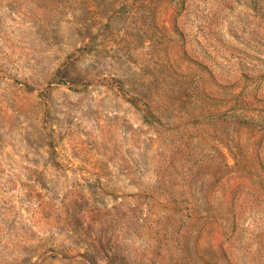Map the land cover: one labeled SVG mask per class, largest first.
I'll use <instances>...</instances> for the list:
<instances>
[{
	"label": "rangeland",
	"instance_id": "374dc122",
	"mask_svg": "<svg viewBox=\"0 0 264 264\" xmlns=\"http://www.w3.org/2000/svg\"><path fill=\"white\" fill-rule=\"evenodd\" d=\"M0 264H264V0H0Z\"/></svg>",
	"mask_w": 264,
	"mask_h": 264
}]
</instances>
